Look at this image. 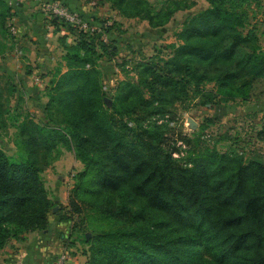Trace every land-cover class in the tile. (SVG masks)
<instances>
[{"label":"trees","instance_id":"obj_1","mask_svg":"<svg viewBox=\"0 0 264 264\" xmlns=\"http://www.w3.org/2000/svg\"><path fill=\"white\" fill-rule=\"evenodd\" d=\"M93 1L96 6L108 1L128 16L147 18L152 27H163L173 11L180 9L175 6L155 12L141 1L127 6H123L125 0ZM257 2L210 0V8L183 22L176 34L179 42L166 46L173 51L166 68L145 63L143 71L150 78L128 86L142 97L147 90L153 101H163L169 93L174 97L189 96L190 92L200 95L205 76L199 73L197 65L202 64L216 68L214 80L220 89L242 79V87L247 89L242 98L249 100L251 83L264 79V53L258 46L255 26H249L250 6ZM80 16L97 30L77 33L67 22L48 16L51 23L73 33L78 40L66 48V72L50 81V99L59 108L79 103L80 110L84 109L85 115L68 123L67 132L75 140L76 157L86 165L87 171L92 156L82 142L94 141L104 152L95 183L104 190L121 192L124 197H141L135 209L125 202L118 205V211L112 202L103 207L105 214L123 216L124 223L134 227L106 234L117 238L106 250L123 257L126 264L133 262L131 255L140 264H264V165L244 164L237 156L216 151L205 158L206 163L200 162L193 168L145 157L128 142L129 125L121 126L109 114H99V73L94 66L87 67L90 58H84L82 53L95 54L94 40L92 43L88 40L93 36L100 37L103 50L109 49L112 43L104 37L112 29L106 26L107 20V23L97 22L91 16ZM242 49L247 56L239 58ZM203 98V104L215 101L210 93ZM20 131L27 133L28 140L22 144L19 160L9 158L0 149V249L10 238H19L15 229L3 223L13 219L28 232L46 227L47 223L45 210L40 211L35 205L46 199L40 177L43 166L34 156L43 149L44 136L51 132L28 118L21 123ZM80 132L88 139L82 138ZM250 172L258 178V187L262 185L260 191L257 188L253 193L249 191ZM128 239L133 242H127ZM116 241L122 242V249L115 247Z\"/></svg>","mask_w":264,"mask_h":264},{"label":"rangeland","instance_id":"obj_2","mask_svg":"<svg viewBox=\"0 0 264 264\" xmlns=\"http://www.w3.org/2000/svg\"><path fill=\"white\" fill-rule=\"evenodd\" d=\"M149 1L156 6L164 2ZM261 2L264 4V0ZM199 6L203 9L201 3ZM91 8L96 9L98 6L92 4ZM98 15L93 11V21L103 22L113 18L128 32L122 36L119 29L115 30L117 26L106 24L112 31L104 39L112 43L111 47L103 50L100 37L93 36L90 37L92 41L90 38L88 40L91 43L94 40L92 46L95 54L82 53L84 58H90L87 67L94 66L99 73V114L107 113L121 126L129 125L131 130L126 134L128 142L134 144L149 160H169L188 168L200 162L206 163L205 158L214 151L237 156L244 164L258 162L264 165V79L251 83L247 95L249 100H244L242 94L247 89L242 87V79L220 89L214 80L216 68L200 64L197 69L205 76L200 95L190 92L189 96L174 97L169 93L163 101H153L146 90L142 97L128 85H139L143 79L150 78L143 71L145 63L166 68V63L173 58V51L166 46L179 42L176 34L182 29L186 15L178 14L175 23L160 31L159 35L164 36L160 42L144 39L143 35L147 32L145 25L121 18L109 8L99 10ZM249 26H255L259 37L258 46L264 53V43L256 25L250 20ZM66 42L63 51L62 43L58 42L60 51L56 50L54 55L43 57L45 60H40L37 52L32 51L26 57L27 61L21 71V74L27 75V80L20 76L19 81L14 79L8 81V85H0V149L6 156L20 159L22 144L28 140L27 133L20 131L25 118L51 132L44 136L43 149L34 156L39 165L43 166L40 177L46 200L35 205L40 211L45 210L46 227L28 232L13 219L3 223L5 227L15 229L19 238H10L8 244L0 249V256H4L3 251L9 244L12 243L11 251H17V245L32 238L36 244L40 239L48 240L54 250L53 257L42 264H54L64 253L69 256V261L78 257L83 264H126L123 257H117L106 250L117 238L105 235L133 230L134 227L124 223L123 216L105 214L103 207L112 202L114 210L118 211V205L125 202L135 209L141 197H124L121 192L104 190L95 183L96 170L104 154L96 142H82L92 156L88 171L86 165L76 157L75 140L68 134L67 127L71 120L85 115L84 109L80 110L79 103L70 108H59L50 99V81L67 69L64 56L70 44ZM73 42L76 44L78 40ZM246 53L242 49L239 58L246 57ZM219 70L221 73L222 70ZM36 78L40 82L36 83ZM206 93L215 97V101L203 104ZM230 96L235 98L228 99ZM116 128L122 134L121 129ZM80 134L85 140L88 139L84 132ZM248 179V187H251L249 191L253 193L255 188L260 191L262 185L258 187L260 183L252 172ZM51 223L53 225L50 226ZM262 231L264 233V226ZM127 242L132 243L133 240L128 239ZM121 244L119 241L114 243L115 247L122 249ZM131 257V264H140L135 261V255ZM22 260L16 261V264H22Z\"/></svg>","mask_w":264,"mask_h":264},{"label":"crops","instance_id":"obj_3","mask_svg":"<svg viewBox=\"0 0 264 264\" xmlns=\"http://www.w3.org/2000/svg\"><path fill=\"white\" fill-rule=\"evenodd\" d=\"M70 9L84 15L85 17H93V11L95 15H98L99 10L109 8L111 11L117 13L118 16L128 21H135L145 25L147 32L143 35L144 39L152 41H161L164 36L159 35L160 31L169 27L170 24L175 23L178 14H185L184 21L191 16H194L204 10L210 8V0H164L162 5L156 6L149 0H125L123 6L133 3V1H141L144 5H148L150 8L156 11L168 10L169 7H177L180 9L173 11L163 27H152L150 21L144 17L128 16L118 9H115L113 5L105 1L103 5L98 6L96 9L91 8V3H85L86 0H62ZM203 5V9L199 8V4ZM96 3L93 1V6ZM37 4L32 2H16L11 5L8 0H0V85H8V81L14 79L18 80L19 77L23 80H27L26 74H21L22 68L25 65L26 57L31 52H37L40 60L46 58V56L54 55L55 51H60V44L63 46L62 51L66 47V40L68 44H72L77 36L69 33L61 26L54 25L50 22L47 14L40 10ZM264 4L261 0L257 3H253L250 6V19L253 25H256L262 42L264 43ZM263 6V7H262ZM99 16V15H98ZM100 17V16H99ZM11 20L15 31H12ZM108 23L116 24V29L120 30V34L124 36L127 30L122 27L121 23L114 21L113 18L107 20ZM183 21V22H184ZM128 34V32H127ZM62 35H64L62 37ZM68 35V38L65 37ZM70 35V36H69ZM108 37V35H106ZM60 42V44L58 43ZM61 55H63L61 53ZM60 60V59H59ZM65 69L63 72H65ZM19 81V80H18ZM48 240L40 239L37 244L34 240L29 239L24 244L17 245V251H11L9 247L3 251V255L6 258L0 256V264H16L22 260V264H42L45 261L50 260L53 257V248ZM9 251V253L7 252ZM9 257V258H8ZM17 261V262H16ZM68 264H83L78 257H75L69 261Z\"/></svg>","mask_w":264,"mask_h":264},{"label":"built area","instance_id":"obj_4","mask_svg":"<svg viewBox=\"0 0 264 264\" xmlns=\"http://www.w3.org/2000/svg\"><path fill=\"white\" fill-rule=\"evenodd\" d=\"M13 5L16 2H32L37 4L38 8L47 14L51 19H61L71 26H73L76 32L86 31L93 33L96 31V27L90 24L88 21L83 19L80 14L73 12L68 9L61 1L57 0H8ZM12 31H15L13 20H11ZM40 82L39 78H36V83ZM69 256L67 254H61L54 264H68Z\"/></svg>","mask_w":264,"mask_h":264},{"label":"water","instance_id":"obj_5","mask_svg":"<svg viewBox=\"0 0 264 264\" xmlns=\"http://www.w3.org/2000/svg\"><path fill=\"white\" fill-rule=\"evenodd\" d=\"M191 122H192L193 126H195V123L192 120H191Z\"/></svg>","mask_w":264,"mask_h":264}]
</instances>
